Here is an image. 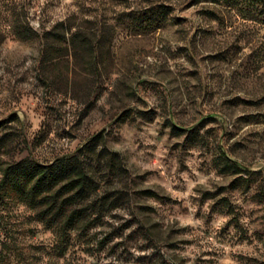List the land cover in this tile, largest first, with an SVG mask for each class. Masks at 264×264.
I'll list each match as a JSON object with an SVG mask.
<instances>
[{"label": "rangeland", "instance_id": "1", "mask_svg": "<svg viewBox=\"0 0 264 264\" xmlns=\"http://www.w3.org/2000/svg\"><path fill=\"white\" fill-rule=\"evenodd\" d=\"M20 18L35 38L14 35ZM74 31L96 58L76 55ZM0 122V161L51 163L92 142L101 177L102 212L62 256L9 206L24 264H264L260 22L208 1L0 0Z\"/></svg>", "mask_w": 264, "mask_h": 264}, {"label": "trees", "instance_id": "2", "mask_svg": "<svg viewBox=\"0 0 264 264\" xmlns=\"http://www.w3.org/2000/svg\"><path fill=\"white\" fill-rule=\"evenodd\" d=\"M195 1L224 5L234 10L242 19L264 25V0ZM23 9L25 11V5ZM203 13L209 18L220 17L209 8ZM13 33L23 41L38 35L37 30L25 18L18 19ZM51 34L52 31H46L43 36ZM84 37L86 36L78 31L70 33L69 40L76 55L78 53L94 56L95 48ZM99 50L103 51L101 48ZM1 124L0 122V126ZM91 145L92 142H89L76 154L56 159L51 163L38 162L29 157L0 161V264H12L15 257L23 264L26 260L27 244L16 235L18 230H14L11 222L6 219L8 214L5 212H9L8 208L12 203L25 205L35 220L56 234L61 244L58 247L61 248L58 256L63 255L72 232L77 229L85 230L98 219L104 205L95 199L100 189L101 177L97 168L84 154ZM104 152L103 148L102 153ZM115 156H118L117 152L113 154V158ZM114 161L110 164L112 170L119 168V162L116 164ZM22 231L25 233L31 230L24 228Z\"/></svg>", "mask_w": 264, "mask_h": 264}]
</instances>
